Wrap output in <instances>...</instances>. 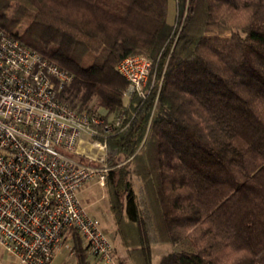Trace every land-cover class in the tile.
Returning <instances> with one entry per match:
<instances>
[{
    "label": "trees",
    "instance_id": "obj_1",
    "mask_svg": "<svg viewBox=\"0 0 264 264\" xmlns=\"http://www.w3.org/2000/svg\"><path fill=\"white\" fill-rule=\"evenodd\" d=\"M174 2L175 24L169 0H0V29L70 73L71 108L124 115L106 138L120 264H152L153 241L182 244L157 264H264V0ZM140 52L162 81L126 99L116 64Z\"/></svg>",
    "mask_w": 264,
    "mask_h": 264
},
{
    "label": "built area",
    "instance_id": "obj_2",
    "mask_svg": "<svg viewBox=\"0 0 264 264\" xmlns=\"http://www.w3.org/2000/svg\"><path fill=\"white\" fill-rule=\"evenodd\" d=\"M151 68L142 52L118 61L125 96L148 94ZM70 78L0 29V247L14 264H50L59 250L74 254V233L87 254L114 260L110 238L79 192L91 181L105 186L107 134L125 127L124 115L71 108L59 98Z\"/></svg>",
    "mask_w": 264,
    "mask_h": 264
},
{
    "label": "rangeland",
    "instance_id": "obj_3",
    "mask_svg": "<svg viewBox=\"0 0 264 264\" xmlns=\"http://www.w3.org/2000/svg\"><path fill=\"white\" fill-rule=\"evenodd\" d=\"M168 21L170 23L175 24V2L174 0H169V9H168ZM152 70V69H151ZM162 77L157 80L155 76V72L151 71L149 75L148 83L149 86L153 88L156 84H161ZM158 93H156L157 96ZM125 98H129V96H125ZM125 99V100H126ZM157 97L154 100V104L156 102ZM97 112L99 114H104L105 110L103 108H98ZM114 113L107 114V118H112ZM76 159H81L83 162L85 159L74 156ZM125 162V161H124ZM123 163V162H122ZM133 188L138 196L141 198V181L133 175L131 178ZM80 199L82 204L86 207V209L93 215H95L101 222L102 228L104 232L110 238L113 247L118 248L120 252L124 250V248L118 244L117 238L115 237V224L113 223L112 214L109 210V198L106 185L101 187L97 183L91 181L85 184L82 191H80ZM182 246V244L171 243L167 241H153L151 243V252H152V264H157L158 260L164 254L178 249ZM59 259V258H58ZM13 258L9 256V254L0 247V264H10Z\"/></svg>",
    "mask_w": 264,
    "mask_h": 264
},
{
    "label": "crops",
    "instance_id": "obj_4",
    "mask_svg": "<svg viewBox=\"0 0 264 264\" xmlns=\"http://www.w3.org/2000/svg\"><path fill=\"white\" fill-rule=\"evenodd\" d=\"M84 186L81 188L80 191H82ZM79 195H80V192H79ZM73 256H74V254L69 255L66 250H59L54 255L50 264H74ZM124 256H125V250H122V252H120L118 250V248H117V250H116V248L113 249V259H114L113 262H107L101 258H98V257H95V256L88 254L90 264H120L119 261H120V259H123ZM10 264H14V258H13V260H11Z\"/></svg>",
    "mask_w": 264,
    "mask_h": 264
}]
</instances>
